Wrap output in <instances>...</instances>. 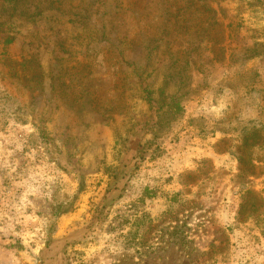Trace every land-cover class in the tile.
<instances>
[{"label":"rangeland","instance_id":"rangeland-1","mask_svg":"<svg viewBox=\"0 0 264 264\" xmlns=\"http://www.w3.org/2000/svg\"><path fill=\"white\" fill-rule=\"evenodd\" d=\"M262 125L264 0H0V264H264Z\"/></svg>","mask_w":264,"mask_h":264},{"label":"trees","instance_id":"trees-1","mask_svg":"<svg viewBox=\"0 0 264 264\" xmlns=\"http://www.w3.org/2000/svg\"><path fill=\"white\" fill-rule=\"evenodd\" d=\"M189 2H190V3H193V2H194V4H195V0H194V1H193V0H189ZM193 7H194V6H193ZM20 65H22V64H20ZM261 127H262V130H264V125H262ZM262 130H261V131H262ZM249 135H250V136H249L250 138L254 136V140H256V138H258V139L261 138V135H260L259 132L256 131V130H255V132H252V133H250ZM247 137H248V136H247ZM249 137H248V138H245V137H244L246 143H247V141L249 140ZM245 206H247V201H246L245 204H243L242 207H241L242 215H243V210H245ZM252 208H254V206H252ZM250 209H251V208H250ZM257 217H259V216H257ZM252 219H255V216H252ZM258 220H259V219H258ZM260 221H261V220H260Z\"/></svg>","mask_w":264,"mask_h":264}]
</instances>
